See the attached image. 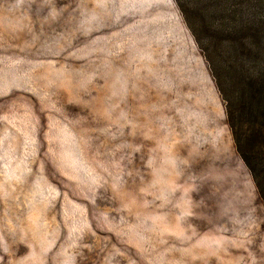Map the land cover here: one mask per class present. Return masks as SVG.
Instances as JSON below:
<instances>
[{
	"label": "rangeland",
	"instance_id": "rangeland-1",
	"mask_svg": "<svg viewBox=\"0 0 264 264\" xmlns=\"http://www.w3.org/2000/svg\"><path fill=\"white\" fill-rule=\"evenodd\" d=\"M175 1L0 0V264H264Z\"/></svg>",
	"mask_w": 264,
	"mask_h": 264
},
{
	"label": "trees",
	"instance_id": "trees-1",
	"mask_svg": "<svg viewBox=\"0 0 264 264\" xmlns=\"http://www.w3.org/2000/svg\"><path fill=\"white\" fill-rule=\"evenodd\" d=\"M175 1L206 62L236 154L264 206V0ZM206 131L208 121L194 114ZM205 121V122H204ZM218 137V136H214ZM211 138L221 150L223 139Z\"/></svg>",
	"mask_w": 264,
	"mask_h": 264
}]
</instances>
